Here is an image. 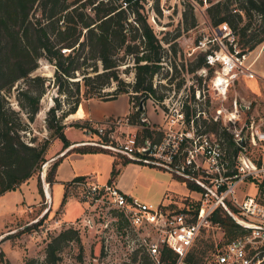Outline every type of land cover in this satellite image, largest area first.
Returning a JSON list of instances; mask_svg holds the SVG:
<instances>
[{
  "label": "trees",
  "instance_id": "obj_1",
  "mask_svg": "<svg viewBox=\"0 0 264 264\" xmlns=\"http://www.w3.org/2000/svg\"><path fill=\"white\" fill-rule=\"evenodd\" d=\"M182 1L186 4L183 11L185 26L192 27L196 23L193 5L189 0ZM206 1L209 22L218 25L226 21L237 36L241 52L250 51L264 41V0ZM153 6L156 12H161L157 0ZM254 14L258 15V22H254ZM177 35L170 39L167 35L159 36L148 20L143 0H0V193L14 189L30 176L48 146V138L37 141L35 136H30L25 139L26 132L30 130L29 122L40 110V98L48 86L49 78L32 74L40 58L54 65V84L58 94L66 98L62 103L59 95L55 96L54 104L47 109L45 116L51 134L59 137L66 146L69 140L64 134L63 119L76 111L82 98L104 96L103 99H113L127 93L129 98H137V108L128 113L130 120L141 123L145 107L139 108L140 100L146 103L148 97L159 100L165 95L157 93L153 78L164 67L168 50L175 51L176 42L170 41ZM164 43H169L170 48ZM198 55L191 71L206 66L204 53L198 52ZM122 64H127L124 71L132 67V81L122 78ZM21 78L25 83L18 87L15 94L19 105L17 109L11 105L7 92ZM112 82L116 83V87L111 92L102 93ZM88 123L84 121L83 125ZM202 125L204 130L220 137L233 164L240 146L232 134L216 120L203 119ZM141 131L143 136H152L154 132L149 127H143ZM75 149L80 152L106 151L89 145L76 146ZM249 153L257 163L261 162V155L256 157L251 151ZM127 160L132 159L126 157ZM60 161L61 157H58L52 162L46 172V181L54 180ZM117 172L113 164L108 180L114 178ZM78 177L82 175L72 179ZM182 178L187 186L191 183L200 190V186L192 180ZM259 188L264 192L263 181L259 183ZM66 197L67 190L60 205L65 203ZM191 204L197 206L198 203ZM211 218L212 225L218 223L224 228L227 238L239 231V224L223 207H218ZM71 240L80 241L78 230L72 226L65 227L47 241L42 261L31 257L22 264H54L60 259V250ZM204 252L205 248L195 246L189 259H196ZM166 256H173L171 250L162 251V257ZM125 264L152 262L143 253L139 260L135 255L131 262Z\"/></svg>",
  "mask_w": 264,
  "mask_h": 264
},
{
  "label": "built area",
  "instance_id": "obj_2",
  "mask_svg": "<svg viewBox=\"0 0 264 264\" xmlns=\"http://www.w3.org/2000/svg\"><path fill=\"white\" fill-rule=\"evenodd\" d=\"M157 1L165 13L181 0ZM154 2L143 0V6L159 32L162 27L155 18ZM203 17L204 25L191 51L204 53V68L215 70L209 82L193 90L187 88L180 96L166 94L153 99L162 111L160 124L146 125L144 115L141 123L132 122L126 114L89 120L82 127L87 137L77 145L98 146L122 152L133 160L156 163L200 186L197 206H177L171 200H143L122 190L114 179L99 182L82 176L70 180L73 195L83 202V213L76 220L56 219V225L75 227L83 221L97 235L100 255L107 264L131 262L140 253L147 254L152 264H264V192L259 188L264 182V157L257 163L247 148L264 142V127L253 119L239 125L236 97L230 109L217 106L208 110L214 97L221 102L226 99L229 86L239 74L253 77L254 72L244 65L247 52H241L231 26L226 21L212 25L205 14ZM203 119L221 122L237 144L245 137V145L238 144L233 164L220 137L203 129ZM145 126L154 131L152 136L139 137L138 128ZM118 130L121 134L116 133ZM246 179L256 187L254 195L237 193L238 183ZM218 207L230 210L239 231L209 253L190 260L197 236L212 225L211 217ZM164 249L171 250L173 256L163 258Z\"/></svg>",
  "mask_w": 264,
  "mask_h": 264
},
{
  "label": "rangeland",
  "instance_id": "obj_3",
  "mask_svg": "<svg viewBox=\"0 0 264 264\" xmlns=\"http://www.w3.org/2000/svg\"><path fill=\"white\" fill-rule=\"evenodd\" d=\"M189 1L193 5L196 17V23L192 27L186 28L185 26L186 21L183 18V11L186 8L185 1L181 0L180 3H175L174 7L169 11H165V13L160 7L161 12H156L157 24L162 27L157 32L159 36L167 35L170 39L174 34H178L170 41V43L176 42L175 51L168 50L166 60L163 61L164 67L153 78V86L156 87L158 94H173V97L180 96L181 92L187 88L193 90L195 86H201L203 83L209 82V78L215 74L213 68H204V66L194 71L190 70L199 56L197 51H191V47L204 25L203 15L205 14L207 17L205 9L208 2L206 0H202L201 3L197 0ZM257 16V14L253 15L254 22L259 21ZM164 45L170 48L169 43H164ZM38 64L32 74H42L49 78L46 83L48 86L40 98V110L35 115L34 120L29 122L30 130L26 132L25 139L28 140L30 136H35L37 141L48 138V146L45 153L32 173L33 179L35 177V180H37V191L42 197L30 198L28 195L25 198H20L21 190L18 186L24 180L14 189H8L2 194L0 193V229H2L0 234L2 236L0 239V264H8V262L10 264H22L31 257L42 261L45 257L47 241L61 229L68 227L66 224L56 225V219L59 217L56 209L61 203L64 191L63 181H56L50 186V209L39 218L47 204L46 195L42 192V179L46 178V173L43 176L42 172L44 170L47 172L52 162L61 157V152L68 145L64 146L63 141L59 137L51 134L45 121L47 109L54 104L55 96L59 95L62 103L66 101L63 94H58L57 86L54 84V65L45 58H40ZM130 64H132L131 61ZM126 65L122 64L121 66V76L126 81H132L134 74L131 70L132 67H128V70L124 71L126 70L124 69ZM244 65L249 66L253 70L254 76L249 77L243 73L239 74L229 86L226 99L221 102L220 99L214 97L208 110L211 111L217 106H224L226 109H230L231 100L236 97L238 109L241 113L239 125L253 119L257 124L261 123L264 127V41L256 45L252 50L247 51ZM165 74L167 76L164 77ZM179 81L181 83L177 85ZM24 83V79H18L11 87L10 92H7L11 105L17 109L19 105L15 94L18 87L24 86ZM159 84L161 85L159 86ZM115 87L116 83L112 82L103 89L102 93L111 92ZM52 94H54L53 97ZM103 97H91L95 99L92 103V108L96 115L115 116L116 114L111 113L124 112L128 108L126 95H120L113 99H103ZM153 99V97H148L146 103H144V111L151 112L150 116L145 113L146 120L144 123L146 125H156L162 122V111L155 106ZM129 100L131 111L135 109L137 98L131 97ZM131 101H134V104ZM128 113L127 116L129 117ZM68 120L67 116L63 119L65 125ZM141 129L140 127L137 130L139 137L143 136ZM121 132L118 130L116 133L121 134ZM68 134L72 139L87 137L82 129L76 125L71 127ZM247 148L252 155L264 157V142L257 145H248ZM106 151L108 153H105ZM106 151H99V153L91 157H88L90 155L75 157L70 152L69 160L74 168H84V171L87 172L86 176L101 182L108 178L109 171L114 164L118 169L115 175L118 183L116 184L121 189L128 188L131 194L153 203L171 198L175 205L181 206L185 203L191 204V202L194 204L199 197L198 187L191 183L190 186H186L187 183L183 178L167 168L142 160L125 161L127 156L122 152L110 149H106ZM109 152L116 156L114 161ZM55 155L56 157H54ZM70 173V165L65 163L59 175L60 177H67ZM67 186L70 191L67 197L69 201L66 200L63 206L65 207L66 217L76 220L81 217L83 202L73 195L74 191L70 186V181ZM19 187H23V185ZM237 193L241 196L245 194L254 195L256 187L249 179H246L238 183ZM32 220L35 221L32 222ZM38 222L40 223L31 227ZM84 224L83 221H79L74 227L78 230L80 241H68L59 252L60 259L54 264H107L100 255L97 235L93 234L92 230ZM225 239H227V236L224 228L221 225L213 224L200 232L195 240L194 247L205 248L203 254H207L216 244H220ZM142 254L136 255L137 260L140 259Z\"/></svg>",
  "mask_w": 264,
  "mask_h": 264
},
{
  "label": "crops",
  "instance_id": "obj_4",
  "mask_svg": "<svg viewBox=\"0 0 264 264\" xmlns=\"http://www.w3.org/2000/svg\"><path fill=\"white\" fill-rule=\"evenodd\" d=\"M120 95H126V97L128 98V108L124 112H117V113H111V114L126 115L128 112H130L131 104H130V100H129L128 94L127 93H122ZM120 95H118V96H120ZM93 101H95V99H93V98H83L81 100V102L78 104V106L76 108V111L71 113L70 116L67 117L69 120H68V122H66V125L64 127V133H65V136L69 140V145L63 150V152L65 154L63 152H61V154H60L61 161L59 162V164L56 167L55 174H54V180L52 182H48V181H46V178H45V181L47 182V187L45 188V187L42 186V192H43L44 195H46V193H50L49 190H50V186L52 185V183H55L56 181H63V183H64V191L67 190V197H68V195L70 194L69 193L70 191L67 188L68 182L74 176H77V175L86 176L87 172L84 171V168H81V169L74 168V166L71 164V162L69 160L70 152L73 153V156H75V157H81V155L82 156L90 155L88 157H91V156H95L97 153H99V151H87V152L78 151L77 149H75L76 146H80V145H77V142L82 140V139H84V138L72 139V137L69 136V134H68V131L71 129V127L73 125H76V126H78V127H80L82 129V127L84 126L83 125L84 121L100 120V119L106 117V114L100 115V116L95 114V112L93 111V108H92ZM80 111L82 112V114H80ZM145 113H147L148 116L151 115L150 111L149 112L148 111H144V115H145ZM76 123H79L80 125L76 124ZM81 146H83V145H81ZM105 153H108V152L106 151ZM110 155L112 156L113 161H114L116 159V156L114 154H112V153H110ZM54 157H56V155ZM65 163L70 165L71 173L67 177H60L59 173L62 171L63 166L65 165ZM173 173H175V172H173ZM175 174H177V173H175ZM177 175H179V174H177ZM179 176L181 178L184 177V176H181V175H179ZM109 177H110V171H109L108 178ZM108 178L105 179V181L108 180ZM112 179H114V181L117 183L116 176L114 178H112ZM99 182H101V181H99ZM182 182L184 184H186L184 180H182ZM21 185H23V187H19ZM19 186H18V188L21 190L20 198H25L28 195H29L30 198H41L42 197V195L37 191V180H35V177L33 179L32 174L30 176H28L26 179H24V182L20 183ZM122 189L125 190L126 192L130 193L128 188H122ZM187 189H188V187H187ZM64 191H63V194H64ZM50 196H51V194H50ZM141 199L145 200L144 198H141ZM66 200L69 201V198H67ZM169 200H171V198H169V199H167L165 201H169ZM56 210H58V214H59V217H57V219H59V220H67V221L71 220L70 217H68V218L66 217L65 207L63 205H59V207ZM82 213H83V209H82V212L80 213V216H81ZM65 218H67V219H65ZM1 230L2 229H0V234H1Z\"/></svg>",
  "mask_w": 264,
  "mask_h": 264
},
{
  "label": "water",
  "instance_id": "obj_5",
  "mask_svg": "<svg viewBox=\"0 0 264 264\" xmlns=\"http://www.w3.org/2000/svg\"><path fill=\"white\" fill-rule=\"evenodd\" d=\"M54 96V94H52V97ZM139 108L140 109H143L144 108V101H143V99H141L140 100V102H139ZM143 115V114H142ZM245 143H246V140H245V137L244 136H242L239 140H238V144L241 146V147H243L244 145H245ZM169 170H171V169H169ZM172 172H175V171H173V170H171ZM175 173H177V172H175ZM177 174H179V175H181V176H184V177H186L187 178V176H185L184 174H180V173H177ZM42 186L43 187H47V182L45 181V178H43L42 179ZM46 198H47V204H46V207H45V209L42 211V213H41V215L39 216V218L41 217V216H43L45 213H47L48 212V210L50 209V204H51V198H50V194L49 193H46ZM227 212H228V214L230 215V216H232V213L230 212V210H227ZM33 221H35V220H32V222ZM2 238V236H0V239Z\"/></svg>",
  "mask_w": 264,
  "mask_h": 264
},
{
  "label": "bare ground",
  "instance_id": "obj_6",
  "mask_svg": "<svg viewBox=\"0 0 264 264\" xmlns=\"http://www.w3.org/2000/svg\"><path fill=\"white\" fill-rule=\"evenodd\" d=\"M80 114H82V112L80 111Z\"/></svg>",
  "mask_w": 264,
  "mask_h": 264
}]
</instances>
